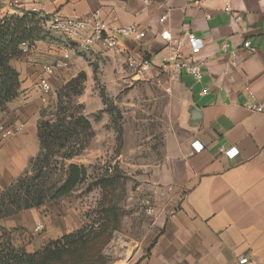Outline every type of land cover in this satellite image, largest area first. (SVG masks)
Here are the masks:
<instances>
[{"label": "crops", "instance_id": "obj_1", "mask_svg": "<svg viewBox=\"0 0 264 264\" xmlns=\"http://www.w3.org/2000/svg\"><path fill=\"white\" fill-rule=\"evenodd\" d=\"M0 6L11 13L2 0ZM45 7L68 17L89 16L99 9L110 25L138 24L142 36L123 38L116 49L98 44L83 52L47 24L45 29L60 40L37 41L11 61L19 72L20 92L0 110V123L24 128L0 136V192L29 171L42 153L39 122L59 87L83 72L81 96L99 99L100 90L93 84L97 79L104 84L126 81L128 54L147 57L157 70L178 52L199 62L203 76L195 80L183 70L173 83L185 102L166 134L154 182L155 189L171 185L174 192L154 200L151 219L132 220V229L122 234L129 240V252L114 264H231L244 255L264 262V110L247 107L264 106V0H229V10L226 0H49ZM235 14L241 16L239 22L233 20ZM164 30L171 40L162 38ZM189 33L202 39L197 54L187 42ZM246 40L254 52L243 47ZM67 47L70 59L47 76L53 90L43 94L38 88L43 67L62 60ZM234 49L236 68L231 65ZM195 140L205 149L192 154ZM232 147L239 150L235 158L221 151ZM70 201L63 197L22 210L0 219V228L26 239L15 230L43 224L40 233L46 229L45 236L35 238L33 246L61 237L81 225L80 210Z\"/></svg>", "mask_w": 264, "mask_h": 264}, {"label": "rangeland", "instance_id": "obj_2", "mask_svg": "<svg viewBox=\"0 0 264 264\" xmlns=\"http://www.w3.org/2000/svg\"><path fill=\"white\" fill-rule=\"evenodd\" d=\"M8 14L23 13H6L0 6V19ZM43 30L42 40H60ZM66 42L72 44L68 38ZM175 80L169 70L150 66L141 75L130 70L126 81L119 83L104 84L97 79L93 86L100 90L99 99H84L83 92L74 95L67 90L61 92L63 86L59 87L44 108V119H57L62 95L69 114L89 118L93 136L80 155L66 160L54 158L41 187L47 190L59 183L67 165H85L89 177L65 197L80 210L81 225L61 237L44 239L37 246L32 245L33 240L45 236L46 229L41 233L34 228L18 229L26 239L12 235L4 240L11 239L16 248H25L29 253L54 242L53 258L40 264H74L81 253L83 264H114L125 256L129 252L125 241L129 240L124 235L132 229V220L153 217L147 212V200L156 196L154 175L164 159L166 134L185 102L183 94L173 86Z\"/></svg>", "mask_w": 264, "mask_h": 264}, {"label": "trees", "instance_id": "obj_3", "mask_svg": "<svg viewBox=\"0 0 264 264\" xmlns=\"http://www.w3.org/2000/svg\"><path fill=\"white\" fill-rule=\"evenodd\" d=\"M43 29L45 28L42 21L30 12H24L22 15L8 14L0 19V110H3L6 104L15 99L20 92L19 72L11 61L24 54L22 43L28 42L29 45H34L42 40ZM85 80L86 74L82 72L65 84L61 92L67 90L74 95H80ZM64 103L62 95H59L57 119L47 120L43 116L39 122L42 153L31 161V170L21 176L10 188L0 192V219L22 210L39 207L46 201L66 197L89 177L85 165L71 163L67 165L65 176L59 183L47 190L41 187V180L44 179L54 158L66 160L80 155L93 136L89 118L83 114L77 116L69 114L68 107ZM30 172L33 174L28 175ZM12 233L0 228V264H40L53 258L54 251L51 247L54 242L35 253H29L25 248H16L11 239L4 240L6 237L12 238ZM83 259L81 253L73 262L83 264Z\"/></svg>", "mask_w": 264, "mask_h": 264}, {"label": "built area", "instance_id": "obj_4", "mask_svg": "<svg viewBox=\"0 0 264 264\" xmlns=\"http://www.w3.org/2000/svg\"><path fill=\"white\" fill-rule=\"evenodd\" d=\"M10 9L11 13H24L30 12L34 14L43 23L44 28L47 26L68 38L72 42H76L77 46L83 52H90L95 50V47L99 44L105 49H116L121 44V39L138 40L142 36L140 27L136 23L113 26L110 25L103 17L101 10L97 9L89 16L85 17H68L63 16L59 12H50L46 7V3L49 0H2ZM145 2H152L153 0H144ZM202 1V0H199ZM229 0H226V10H229ZM207 18H211V14H207ZM163 20L166 16L162 17ZM235 22L241 20V16L235 14L233 16ZM161 36L165 40H171V35L167 30L162 31ZM187 42L191 47L192 53L197 54L202 47V39L197 37L193 33L187 35ZM23 52H26L29 47L28 42H24L21 45ZM243 47L248 52H254L255 48L252 46L249 40L243 42ZM227 50V45H225ZM238 49L231 50L232 67L239 66ZM70 47H67L63 53L62 60L52 64L45 65L43 67V74L39 78L38 88L43 94H49L53 88L50 83L49 74H53L55 69L65 66L70 59ZM126 66L138 75L143 74L151 66V61L145 56L128 54L125 57ZM165 71H170L175 77L185 70L195 80H200L203 76V70L199 62L176 53L175 56L163 62L161 66ZM247 107L250 110L263 111V105H256L249 103ZM24 128L23 124L19 125H5L0 123V136L7 138L18 134ZM192 154H197L205 149V145L199 140L192 142ZM221 151L229 158H235L239 154V150L236 147L229 149L221 148ZM174 192V188L171 185L158 187L155 190L156 196L150 200H147V212L150 215L155 213V207L153 205L154 200L158 198H169ZM44 227L43 224H39L35 227V231H40ZM231 264H264L249 256H240Z\"/></svg>", "mask_w": 264, "mask_h": 264}]
</instances>
